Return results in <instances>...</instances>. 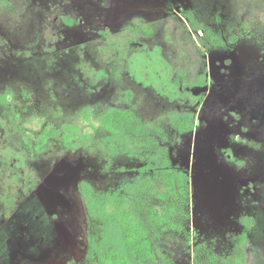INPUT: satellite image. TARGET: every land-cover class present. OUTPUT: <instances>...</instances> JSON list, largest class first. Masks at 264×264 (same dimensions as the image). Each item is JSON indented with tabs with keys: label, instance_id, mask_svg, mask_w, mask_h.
<instances>
[{
	"label": "rangeland",
	"instance_id": "rangeland-1",
	"mask_svg": "<svg viewBox=\"0 0 264 264\" xmlns=\"http://www.w3.org/2000/svg\"><path fill=\"white\" fill-rule=\"evenodd\" d=\"M0 97V264L99 263L120 233L86 192L133 212L145 264H264V0H0ZM164 158L183 230L150 223Z\"/></svg>",
	"mask_w": 264,
	"mask_h": 264
},
{
	"label": "trees",
	"instance_id": "trees-1",
	"mask_svg": "<svg viewBox=\"0 0 264 264\" xmlns=\"http://www.w3.org/2000/svg\"><path fill=\"white\" fill-rule=\"evenodd\" d=\"M244 28V27H242ZM249 30L242 29L237 33L232 34L227 40L230 44H236L246 37L249 38ZM0 101L3 98L0 97ZM183 119L188 120L189 117L185 116ZM181 121L177 125V130L181 133L192 131L193 123ZM102 126L113 137L119 136L122 139H135L142 138L145 135L140 119L129 111H108L101 119ZM70 137L66 139V144H70ZM161 178L164 179V186L167 191L163 196L166 201L164 210L154 209L151 213V225L163 226V230L180 229L177 225H181L179 221L181 218H190V214L186 208L190 204L191 193L189 190V176L186 173H176L171 167L169 160L164 158L162 163ZM92 211L101 208L103 212L108 214L109 208H113L109 214L112 222L118 226L120 233V245L115 249L109 251L104 257L101 258L97 264H145L152 258L149 253V242L145 238L142 224L137 220L132 211L122 209L120 201L114 197H107L100 200H95L92 196L88 195Z\"/></svg>",
	"mask_w": 264,
	"mask_h": 264
},
{
	"label": "water",
	"instance_id": "water-1",
	"mask_svg": "<svg viewBox=\"0 0 264 264\" xmlns=\"http://www.w3.org/2000/svg\"><path fill=\"white\" fill-rule=\"evenodd\" d=\"M206 91H207V89H199V90H197V92H198L197 94H199V93H201V92L204 93V92H206Z\"/></svg>",
	"mask_w": 264,
	"mask_h": 264
},
{
	"label": "flooded vegetation",
	"instance_id": "flooded-vegetation-1",
	"mask_svg": "<svg viewBox=\"0 0 264 264\" xmlns=\"http://www.w3.org/2000/svg\"><path fill=\"white\" fill-rule=\"evenodd\" d=\"M201 89H207V91L206 92H208L209 91V89H208V87H204V88H201ZM199 90V89H198ZM197 92V91H196ZM198 93V92H197ZM197 93H195V94H197ZM205 93V92H204Z\"/></svg>",
	"mask_w": 264,
	"mask_h": 264
},
{
	"label": "snow or ice",
	"instance_id": "snow-or-ice-1",
	"mask_svg": "<svg viewBox=\"0 0 264 264\" xmlns=\"http://www.w3.org/2000/svg\"><path fill=\"white\" fill-rule=\"evenodd\" d=\"M58 219V217H56Z\"/></svg>",
	"mask_w": 264,
	"mask_h": 264
}]
</instances>
